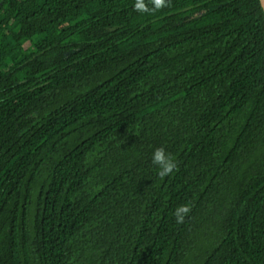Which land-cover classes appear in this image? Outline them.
Here are the masks:
<instances>
[{
  "label": "trees",
  "instance_id": "16d2710c",
  "mask_svg": "<svg viewBox=\"0 0 264 264\" xmlns=\"http://www.w3.org/2000/svg\"><path fill=\"white\" fill-rule=\"evenodd\" d=\"M166 5L0 0V264H264L259 1ZM161 146L175 197L151 226Z\"/></svg>",
  "mask_w": 264,
  "mask_h": 264
},
{
  "label": "clouds",
  "instance_id": "9594fccd",
  "mask_svg": "<svg viewBox=\"0 0 264 264\" xmlns=\"http://www.w3.org/2000/svg\"><path fill=\"white\" fill-rule=\"evenodd\" d=\"M155 7L157 10L162 9L163 7H166V0H153ZM137 10L140 11H148V9L145 7L143 3H137L136 5ZM149 158L152 159V163L154 166H156L158 171V175L163 178L164 177V184L161 185L163 187H166L167 189V196L166 199H164L162 202L163 211L164 208L170 204V200H172L175 197L174 192V181L170 174H172L175 170H177L178 165L175 160V158L172 156L171 153L167 152L165 147L161 146L158 148H150L149 149ZM169 201L168 205L165 206L164 201ZM168 211V208H167ZM166 212V211H165ZM191 212V205L190 204H183L178 205L176 210L173 212V216L175 217L176 223L182 224L184 223L185 218L190 214ZM162 215L160 220L163 219L165 213Z\"/></svg>",
  "mask_w": 264,
  "mask_h": 264
},
{
  "label": "rangeland",
  "instance_id": "374dc122",
  "mask_svg": "<svg viewBox=\"0 0 264 264\" xmlns=\"http://www.w3.org/2000/svg\"><path fill=\"white\" fill-rule=\"evenodd\" d=\"M25 46L27 47L28 44H25ZM140 169L143 171L148 184H149V191L151 193V204L149 206V212H148V221L149 224L151 226H157V225H167L168 222L171 223V220L168 217L167 214V206L169 201H164L165 202V211H163V200L166 199L167 196V189L166 187L161 188L164 184V177L161 178L157 173L158 171L156 166L153 165L152 163V159L151 158H147L143 163L139 164ZM162 212L163 214L165 213L163 219L160 220L161 216H162ZM167 217V218H166ZM174 220V219H173ZM174 222L176 223V221L174 220ZM171 227V226H170ZM171 229V228H170ZM187 227H184L183 230L181 231H176V233H187ZM169 232V231H168ZM170 234L172 232H169ZM189 233V232H188ZM207 235H210V233H208Z\"/></svg>",
  "mask_w": 264,
  "mask_h": 264
},
{
  "label": "water",
  "instance_id": "95a60500",
  "mask_svg": "<svg viewBox=\"0 0 264 264\" xmlns=\"http://www.w3.org/2000/svg\"><path fill=\"white\" fill-rule=\"evenodd\" d=\"M258 1H259L260 7H261L262 12H263V17H264V0H258Z\"/></svg>",
  "mask_w": 264,
  "mask_h": 264
}]
</instances>
